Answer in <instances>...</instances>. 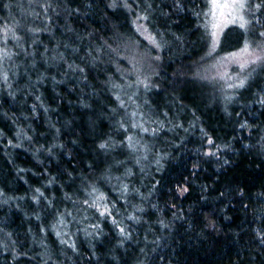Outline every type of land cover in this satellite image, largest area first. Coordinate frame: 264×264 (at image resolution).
Wrapping results in <instances>:
<instances>
[{
	"label": "trees",
	"instance_id": "obj_1",
	"mask_svg": "<svg viewBox=\"0 0 264 264\" xmlns=\"http://www.w3.org/2000/svg\"><path fill=\"white\" fill-rule=\"evenodd\" d=\"M246 19L209 55L207 0H0V264H264V65L197 75Z\"/></svg>",
	"mask_w": 264,
	"mask_h": 264
},
{
	"label": "snow or ice",
	"instance_id": "obj_2",
	"mask_svg": "<svg viewBox=\"0 0 264 264\" xmlns=\"http://www.w3.org/2000/svg\"><path fill=\"white\" fill-rule=\"evenodd\" d=\"M209 3L211 6V16L213 19V31L211 32L212 44L209 55L211 52L215 51L219 43V34L223 31L224 27H227L229 24H236L237 21H239V27L241 29H245L246 26L251 23V21L245 18L244 13L251 11V15L255 17L256 12L264 9V0H261L260 3L254 5L255 11H252L253 6L250 4V0H209ZM256 22L259 23L258 20ZM259 36L264 37V31H261ZM148 39L155 45L154 38L149 36ZM249 48L250 45L246 41L244 47L240 50V53L251 55ZM231 55L233 57H238L239 54L232 53ZM258 63L264 65V56L256 55L254 59H245L239 64V67L243 70L248 64ZM244 83V80H241L240 83L236 85V87H243ZM209 143H212V141L210 140ZM100 147L103 148L105 145L101 144ZM101 215H104V212H101ZM121 232H123V229H121Z\"/></svg>",
	"mask_w": 264,
	"mask_h": 264
},
{
	"label": "rangeland",
	"instance_id": "obj_3",
	"mask_svg": "<svg viewBox=\"0 0 264 264\" xmlns=\"http://www.w3.org/2000/svg\"><path fill=\"white\" fill-rule=\"evenodd\" d=\"M246 13H244L245 18H246ZM207 16H208V22L210 25V34L213 31L212 29V23L213 19L211 16V6L209 3V0H207ZM232 24H229L227 26H230ZM235 26H239V21H237L236 24H233ZM264 27V26H263ZM225 28V27H224ZM223 28V29H224ZM264 31L263 29L260 30ZM221 33V32H220ZM220 35V34H219ZM240 50H235L232 53H237L239 54L238 57H233L230 53L226 56V58H221V59H215L214 61L210 62L207 66L203 67L201 71H198V77L205 81L208 85H217L222 83L223 85H229L232 82V72L229 70V66L234 64V66L239 67V64L243 62V60H251L254 59L256 55H261L264 56V38L262 40H257V43H254L253 45L250 46L249 52L251 55L248 54H241ZM254 65V64H248L243 70H247L249 66ZM257 65V64H256ZM239 69H241L239 67ZM242 71V69H241ZM241 72H237V75H240ZM234 75V80L236 83L240 82V78H237V75Z\"/></svg>",
	"mask_w": 264,
	"mask_h": 264
}]
</instances>
